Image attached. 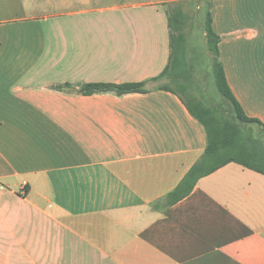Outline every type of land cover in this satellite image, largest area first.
<instances>
[{
	"label": "crops",
	"instance_id": "0c3cea01",
	"mask_svg": "<svg viewBox=\"0 0 264 264\" xmlns=\"http://www.w3.org/2000/svg\"><path fill=\"white\" fill-rule=\"evenodd\" d=\"M168 0H0V264H264V174L206 147L174 93L55 85L157 76ZM228 85L264 125V0H211Z\"/></svg>",
	"mask_w": 264,
	"mask_h": 264
},
{
	"label": "trees",
	"instance_id": "16d2710c",
	"mask_svg": "<svg viewBox=\"0 0 264 264\" xmlns=\"http://www.w3.org/2000/svg\"><path fill=\"white\" fill-rule=\"evenodd\" d=\"M167 3L170 53L166 66L157 76L139 82L84 83L78 88L69 83L54 86L63 91L75 89L84 95L106 91L125 94L145 93L151 89L149 83L157 82L155 88L170 91L182 100L203 126L206 147L178 185L163 197L166 206L188 195L198 178L231 161L264 174V125L257 118L245 114L228 85L219 57L220 37L213 28L211 0H199L195 16L203 34L204 68L210 77L212 92L208 90L207 81L201 89L195 77L198 56L195 52L194 55L189 54L185 32L191 15L183 10L182 2L168 0ZM161 79L166 81L158 82ZM197 89H201L203 98L194 94Z\"/></svg>",
	"mask_w": 264,
	"mask_h": 264
},
{
	"label": "rangeland",
	"instance_id": "374dc122",
	"mask_svg": "<svg viewBox=\"0 0 264 264\" xmlns=\"http://www.w3.org/2000/svg\"><path fill=\"white\" fill-rule=\"evenodd\" d=\"M111 1H117V0H97L98 4H105L109 3ZM199 0H172V2H182V8L183 10L187 11L190 15L191 18L189 22L186 25L185 32L187 34V40H188V46H189V54L194 55V52L198 56V67H197V72L195 73V77L198 80L199 85L201 86V89L204 87L203 85L206 83L204 81H207L208 83V90L212 92V83L210 80V77L205 74V62H206V57H205V47H204V42H203V34L202 30L200 28V24L198 22L197 17L195 16L196 10H198V6H196L197 2ZM168 7V3H166ZM172 4V3H169ZM208 70V69H207ZM166 79H161L158 82H165ZM156 83V82H155ZM152 84V83H151ZM201 89H197L194 91V94L198 98H203Z\"/></svg>",
	"mask_w": 264,
	"mask_h": 264
}]
</instances>
